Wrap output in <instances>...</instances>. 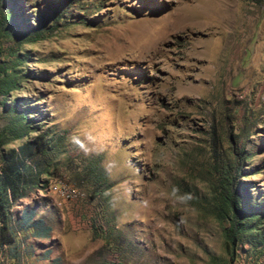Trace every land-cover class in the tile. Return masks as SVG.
Instances as JSON below:
<instances>
[{"label":"rangeland","instance_id":"obj_1","mask_svg":"<svg viewBox=\"0 0 264 264\" xmlns=\"http://www.w3.org/2000/svg\"><path fill=\"white\" fill-rule=\"evenodd\" d=\"M1 21L0 174L28 144L36 184L0 264H264V0H0Z\"/></svg>","mask_w":264,"mask_h":264},{"label":"trees","instance_id":"obj_2","mask_svg":"<svg viewBox=\"0 0 264 264\" xmlns=\"http://www.w3.org/2000/svg\"><path fill=\"white\" fill-rule=\"evenodd\" d=\"M15 14V11L12 12ZM4 22L1 21L0 29L3 27ZM24 135H19L15 140L23 138ZM38 138L34 140V144L37 148H40L44 143L38 144ZM39 140H42L39 138ZM26 147H21L18 151L11 150L10 154L5 157L3 156L4 166L0 174V255L3 254L4 250L15 243L16 235L13 233L14 229L11 227V219L9 214V205L15 201L23 200L28 197L27 190L33 188L36 184L35 177H27L24 173L26 168L23 155H30V145L26 144ZM25 146V145H23ZM227 203L229 210L236 216L240 215L242 211L234 204ZM235 202V201H234ZM36 212L32 209L24 210V215L17 220L16 225L21 230H28L30 227L35 228L39 231L43 230V220L39 219L35 221ZM31 224H28L30 223ZM49 232L52 231L50 228L47 229Z\"/></svg>","mask_w":264,"mask_h":264},{"label":"crops","instance_id":"obj_3","mask_svg":"<svg viewBox=\"0 0 264 264\" xmlns=\"http://www.w3.org/2000/svg\"><path fill=\"white\" fill-rule=\"evenodd\" d=\"M26 209H28V208H25L24 210H26ZM24 210H23V212H22V214H21V216H23L24 215ZM37 217V216H36ZM35 217V221H37V220H39V219H37ZM44 221V220H43ZM28 224H31V222L30 223H28ZM43 230H40V232L39 231H37V230H34V229H32V227H30L28 230H26V231H30V230H33L34 231V233H33V235L32 236H34V239L35 240H39V239H42V240H47V239H49V238H51V232L52 231H48L47 229H49L50 227L46 224V222L44 221L43 222ZM21 230V229H20ZM21 231H24V230H21ZM20 234V233H19ZM16 237V241H15V243L13 244V245H11V246H9L10 248H11V250H12V247L13 246H16V245H21L22 244V246H24V243H23V241H19V239H18V237L17 236H15ZM10 250V251H11Z\"/></svg>","mask_w":264,"mask_h":264}]
</instances>
